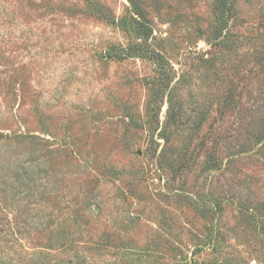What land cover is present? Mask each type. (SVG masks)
Segmentation results:
<instances>
[{
    "label": "rangeland",
    "instance_id": "1",
    "mask_svg": "<svg viewBox=\"0 0 264 264\" xmlns=\"http://www.w3.org/2000/svg\"><path fill=\"white\" fill-rule=\"evenodd\" d=\"M138 2L0 0V264H264V0Z\"/></svg>",
    "mask_w": 264,
    "mask_h": 264
},
{
    "label": "trees",
    "instance_id": "2",
    "mask_svg": "<svg viewBox=\"0 0 264 264\" xmlns=\"http://www.w3.org/2000/svg\"><path fill=\"white\" fill-rule=\"evenodd\" d=\"M130 2L133 8V12L134 14H136V17L138 18V19H135V24H134L135 32L138 35V37H141L143 39L148 38L152 34V29L147 24V16H146L145 10L140 5L138 0H130ZM135 54H143V55L150 57L151 59L155 61V63L157 64V66L162 72H164L165 74L166 73L168 74L167 62L165 58L162 56V54H160L159 52H155V51L150 53V51L144 50V48L140 44L132 45L125 49H121L118 55L122 57L123 56L128 57V56L135 55Z\"/></svg>",
    "mask_w": 264,
    "mask_h": 264
},
{
    "label": "built area",
    "instance_id": "3",
    "mask_svg": "<svg viewBox=\"0 0 264 264\" xmlns=\"http://www.w3.org/2000/svg\"><path fill=\"white\" fill-rule=\"evenodd\" d=\"M251 264H257L256 261H252Z\"/></svg>",
    "mask_w": 264,
    "mask_h": 264
}]
</instances>
